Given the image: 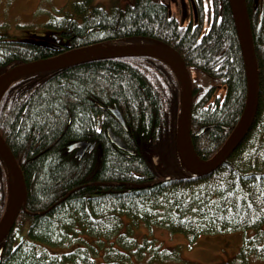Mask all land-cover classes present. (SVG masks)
Segmentation results:
<instances>
[{
	"label": "trees",
	"instance_id": "trees-1",
	"mask_svg": "<svg viewBox=\"0 0 264 264\" xmlns=\"http://www.w3.org/2000/svg\"><path fill=\"white\" fill-rule=\"evenodd\" d=\"M195 1L199 21L181 25L163 0L110 7L76 0L70 4L73 13L51 19L43 37L0 35V75L11 65L94 44L165 42L182 55L191 74L192 143L198 157L208 161L241 119L248 82L229 0ZM246 5L259 68L258 110L244 141L207 176L187 172L177 158L181 85L163 61H94L28 75L5 88L0 134L22 169L28 202L0 244V264H100L90 243L104 237L129 250L133 240L120 233L129 234L139 223L184 235L190 243L201 235L240 232L238 258L264 259V0H246ZM112 109L121 113L125 127ZM109 127L133 155L110 142ZM81 140L95 145L82 158L70 150ZM150 154L159 156L162 170ZM11 188L0 157V221ZM35 242L48 243L68 260L46 259V247L37 259ZM110 248L101 264L112 263Z\"/></svg>",
	"mask_w": 264,
	"mask_h": 264
},
{
	"label": "water",
	"instance_id": "water-1",
	"mask_svg": "<svg viewBox=\"0 0 264 264\" xmlns=\"http://www.w3.org/2000/svg\"><path fill=\"white\" fill-rule=\"evenodd\" d=\"M235 26L243 54L247 82V102L241 119L233 130L229 139L221 150L211 161L201 160L193 147L191 126H192V105L193 89L190 73L182 56L171 46L151 40L148 44L116 46L102 48L88 46L58 55L53 58L38 60L31 63L10 66L0 76V94L13 81L31 74L51 72L74 66L116 58L145 57L154 58L165 62L174 69L179 78L182 99L179 122L176 132V148L181 166L189 173L196 176H207L217 170L236 151L250 132L259 104V68L256 58L250 19L247 10L246 0H229ZM118 121L125 127L120 112L115 111ZM204 129L197 133L200 135ZM108 137L112 144L118 149L133 155V152L116 136L112 130H108ZM81 148L77 156L82 157L88 146L75 144L70 150ZM0 156L6 164L14 183L13 199L8 205L5 216L0 221V244L3 243L16 224V220L27 201V187L22 169L12 153L10 147L0 134ZM157 163L158 158H154Z\"/></svg>",
	"mask_w": 264,
	"mask_h": 264
},
{
	"label": "rangeland",
	"instance_id": "rangeland-1",
	"mask_svg": "<svg viewBox=\"0 0 264 264\" xmlns=\"http://www.w3.org/2000/svg\"><path fill=\"white\" fill-rule=\"evenodd\" d=\"M75 1L1 0L0 35L6 34L18 39L30 40L43 37L49 32L47 24L52 21L51 19L61 18L63 11L73 13L74 9L70 4ZM129 1L93 0V5L100 3L110 7L113 4L124 5ZM175 14L176 12H174ZM176 15L181 18L180 15ZM128 43L137 45L143 44V41L130 40ZM126 231H122L120 234L124 239L133 240L134 244L129 250L117 247L118 245L104 237L101 243L98 239L90 243L91 245L88 247L91 248L92 255L100 261V264L109 246L112 250H108L112 253L111 264H264V259L238 258L244 238V234L240 232L201 235L190 243L184 235L171 234L163 227L154 226L149 229L143 223L134 226L129 234ZM24 232L25 230L22 228L20 233L24 234ZM121 249L127 253L125 254ZM164 252L171 256L164 259L162 256ZM119 254H125L126 259L120 258Z\"/></svg>",
	"mask_w": 264,
	"mask_h": 264
},
{
	"label": "bare ground",
	"instance_id": "bare-ground-1",
	"mask_svg": "<svg viewBox=\"0 0 264 264\" xmlns=\"http://www.w3.org/2000/svg\"><path fill=\"white\" fill-rule=\"evenodd\" d=\"M84 25V24H83ZM165 43V42H164ZM165 44H167V43H165ZM167 45H169V44H167ZM90 46H93V45H90ZM94 46H98V47H102V48H109V47H116V46H129V44L126 42V41H114V42H106V43H103V44H94ZM170 46V45H169ZM86 47H88V46H86ZM172 47V46H171ZM82 48H84V47H82ZM173 48V47H172ZM77 49H80V48H77ZM74 50H76V49H74ZM137 58H142V57H137ZM116 59H122V58H116ZM150 59H154V58H150ZM109 60V59H108ZM75 67V66H74ZM216 67L217 66H214V65H212L211 66V69H216ZM42 73H45V72H42ZM36 74H41V73H36ZM31 75H33V74H31ZM14 82V81H13ZM12 82V83H13ZM12 83H10V84H12ZM112 111V113L114 114V112L115 111H117V109H112L111 110ZM114 116H115V114H114ZM116 117V116H115ZM116 119H117V117H116ZM179 122V121H178ZM108 130H112V128H107V133H108ZM116 136H118L117 134H116ZM120 139H121V137L120 136H118ZM122 140V139H121ZM111 142V141H110ZM122 142H123V140H122ZM124 143V142H123ZM75 144H85V145H87L88 146V150L89 151H93L94 149H95V145H92V144H90L89 142H86L85 140H81V141H77V142H75V143H73V144H71V146L72 145H75ZM125 144V143H124ZM114 145V144H113ZM70 146V147H71ZM115 146V145H114ZM80 149L81 148H76V149H73V151H76V154L80 151ZM151 156H152V159L153 158H155V157H158L159 158V156L158 155H156V154H150ZM16 158V157H15ZM17 159V158H16ZM153 162H154V164H155V166L156 167H159V169L160 170H162L163 168H162V166H164L165 167V164L163 163V164H160L158 161H157V163L153 160ZM162 165V166H161ZM140 188V187H139ZM13 197V193L11 194V197H10V201H9V204H10V202L12 201V198ZM27 202H28V197H27V201H26V204H27ZM8 208V207H7ZM5 214H6V211H5V213H4V215H3V217L5 216ZM9 236V235H8ZM34 246L37 248V251H36V254H35V256H36V258L38 259V257L41 255V254H44L45 252H43V249L46 247V252L48 253V255H49V257H45L46 259H49L50 261L51 260H53V259H58V261L60 262V263H62L63 261H67L68 260V258L67 257H60V256H57V254H54V252L53 251H51L50 249H48V243H47V245L46 244H43V243H37V242H35L34 243ZM46 254V253H45Z\"/></svg>",
	"mask_w": 264,
	"mask_h": 264
},
{
	"label": "flooded vegetation",
	"instance_id": "flooded-vegetation-1",
	"mask_svg": "<svg viewBox=\"0 0 264 264\" xmlns=\"http://www.w3.org/2000/svg\"><path fill=\"white\" fill-rule=\"evenodd\" d=\"M163 2L168 9L169 15L175 16L177 19H179L181 25L191 24V22L194 20L196 22L199 21V13L195 0H163ZM174 12L180 15L181 18H179L176 14L174 15ZM88 33L89 30L87 31L86 35H88Z\"/></svg>",
	"mask_w": 264,
	"mask_h": 264
}]
</instances>
